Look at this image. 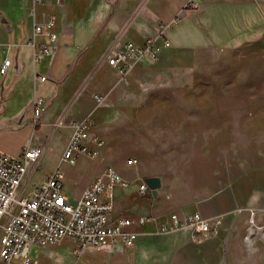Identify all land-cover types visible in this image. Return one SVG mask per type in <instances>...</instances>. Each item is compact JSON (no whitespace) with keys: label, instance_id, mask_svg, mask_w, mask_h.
I'll return each mask as SVG.
<instances>
[{"label":"crops","instance_id":"obj_1","mask_svg":"<svg viewBox=\"0 0 264 264\" xmlns=\"http://www.w3.org/2000/svg\"><path fill=\"white\" fill-rule=\"evenodd\" d=\"M48 16L55 18V50L34 63L28 43L33 25ZM171 20L175 21L165 30L169 45L157 60L136 64L127 84L116 80V71L106 62L107 52L117 43H142L156 35L159 24ZM220 41L247 51L264 48V0H0V64L4 58L12 62L6 74L0 75V92L8 93L6 111L18 114L19 123L28 121L32 132V110L26 117L21 111L27 102L31 107L33 96H40L44 105L37 125L70 133L69 122L89 117L91 134L103 138L105 144L96 158L80 155L74 165L63 163L65 180L70 179V199L104 168L115 169L130 186L113 188L111 216L133 222L140 216L154 218L132 225L138 233L137 248L158 237L160 224L170 214L199 212L204 218L218 220V225L194 251L196 260L264 264L263 105L248 117L237 113V121L243 118L242 136L235 139L226 166L220 168L219 114L214 106L105 105L92 99L94 92H109V99L113 92H137L152 67L176 72L186 63L184 58L194 64L207 49L218 48ZM35 75L46 79L40 82ZM21 95L25 96L22 102ZM58 121L63 125L57 127ZM172 135L178 137L184 155L187 145H204V151L195 152L200 163L193 170L180 167L177 199L169 196L164 175L149 167L152 161L169 159L158 148L169 146L171 142L164 138ZM37 145L41 144L31 146ZM63 149L60 153L48 150L54 154V164L45 169L46 175L59 166ZM0 151L4 152L2 146ZM127 157H134L137 164L126 165ZM151 176L160 178L155 197L150 190H138L144 178ZM187 176L194 177V190L187 188ZM183 231L190 237L189 230Z\"/></svg>","mask_w":264,"mask_h":264},{"label":"built area","instance_id":"obj_2","mask_svg":"<svg viewBox=\"0 0 264 264\" xmlns=\"http://www.w3.org/2000/svg\"><path fill=\"white\" fill-rule=\"evenodd\" d=\"M175 20L158 25L155 36L142 43L126 41L115 44L106 56L108 66L116 71L117 78L126 82L128 74L142 60L155 61L161 51L168 47L165 30ZM54 16L33 25L32 48L34 63L49 56L55 46L56 33ZM42 37L37 41L36 37ZM12 66L9 58L0 64V75L6 74ZM40 82L46 78L35 75ZM101 101V95L93 94ZM33 126L38 123L44 111L43 99L33 96L31 101ZM57 126L63 125L58 121ZM70 128L67 143L61 153L60 162L74 165L80 155L96 158L104 146L103 138L91 134L89 117L67 124ZM44 151L43 145L28 146L16 156L0 151V258L6 263L18 260V264H40L29 254L33 246L56 245L64 239L74 244L76 255L87 248H101L110 244L125 247L134 245L138 233L131 227L141 225L153 217L140 216L135 222L130 218L112 217L113 188H128L130 181L124 179L115 169L104 168L91 183L71 200L64 190L65 174L56 166L40 183L28 187V182L37 168ZM126 165H136L134 157H127ZM140 192L149 190L145 183L138 185ZM218 220L204 218L199 212L183 216L175 213L159 226L160 233L180 230L190 231V240L201 243L216 232Z\"/></svg>","mask_w":264,"mask_h":264},{"label":"rangeland","instance_id":"obj_3","mask_svg":"<svg viewBox=\"0 0 264 264\" xmlns=\"http://www.w3.org/2000/svg\"><path fill=\"white\" fill-rule=\"evenodd\" d=\"M184 59L186 63L179 66L176 72L172 70L166 73L158 67H152L151 75L147 76L145 86L137 89V92H113V99H109V92H94L92 95H101V101L97 102L93 97L92 99L95 104L105 105L214 106L219 114L220 168L221 165L225 167L227 154L233 150L235 139L242 136L241 121L243 118L239 119L240 122L237 121L235 119L237 113L248 117L249 113L259 111V105L264 106V48L256 47L247 51L238 47L231 48L226 42L220 41L218 48H209L205 55L195 58L196 63L192 64L190 58ZM129 74L124 84L128 83ZM116 80H118L117 77ZM7 94V92H0V146L2 150L13 156L34 143H39L44 147L38 166L28 182V187H31L45 179V169L54 164V159H51L54 154L48 150L51 148L53 153H60L69 131L68 129L54 131L55 128L44 124L37 125V123L34 126L35 131L32 132L28 121L19 123L17 122L18 114L11 115L12 113L6 111ZM19 99L22 102L25 96L21 95ZM21 113L25 117L30 115L29 102L26 103ZM168 139L171 142L169 146L159 147L158 145L157 148L165 150L167 154L165 156L169 159L152 161L149 167L154 172L164 175L163 179L169 196L177 199L179 169L186 166L188 171L193 170L195 164L200 163L195 159V152L204 151V145H187V154L184 155L185 150L182 145H178V137L172 135L164 138V140ZM185 156L186 159H184ZM59 166L63 168V163L60 162ZM184 179H187V188L192 187L191 190H194V177L187 176ZM64 190L70 198V179L65 180ZM158 234V237H154L155 240L145 241L139 248L136 247V241L131 247L110 245L101 248H87L76 255L73 253L75 248L73 242L64 239L56 245L43 247L35 245L31 248L29 256L40 264H210L209 261L194 258V251L201 243L192 242L186 231L159 232ZM0 264H18V260L6 263L0 258Z\"/></svg>","mask_w":264,"mask_h":264},{"label":"water","instance_id":"obj_4","mask_svg":"<svg viewBox=\"0 0 264 264\" xmlns=\"http://www.w3.org/2000/svg\"><path fill=\"white\" fill-rule=\"evenodd\" d=\"M143 181L147 188L151 191L152 196L155 197L157 194V190L160 187V178L157 176H151L144 178Z\"/></svg>","mask_w":264,"mask_h":264}]
</instances>
